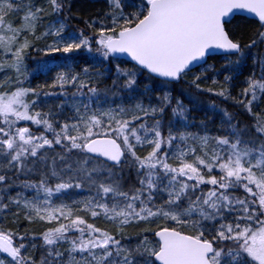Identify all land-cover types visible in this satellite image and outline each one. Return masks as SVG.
Here are the masks:
<instances>
[{
  "label": "snow or ice",
  "instance_id": "1",
  "mask_svg": "<svg viewBox=\"0 0 264 264\" xmlns=\"http://www.w3.org/2000/svg\"><path fill=\"white\" fill-rule=\"evenodd\" d=\"M85 11L0 0V264H264V0Z\"/></svg>",
  "mask_w": 264,
  "mask_h": 264
},
{
  "label": "trees",
  "instance_id": "2",
  "mask_svg": "<svg viewBox=\"0 0 264 264\" xmlns=\"http://www.w3.org/2000/svg\"><path fill=\"white\" fill-rule=\"evenodd\" d=\"M74 2L77 5V7L83 6V8L86 10L84 13L85 16L87 15V12H89V11L95 12L97 9H99L101 7V4H102V0H74ZM71 24L73 27H83V24L79 19H74L71 22ZM59 55L60 54H57V56H59ZM71 56H72V59L69 60L68 63H71L74 66H76V65L82 66L86 60H90V56L88 53H75V54H71ZM42 59H46V57H44L42 53H33V58L28 61V67H29L30 72L36 68V61H39ZM60 62L61 61L59 59H57L55 61H50V63H60ZM117 63H119V61H117ZM209 63H213V61L210 60ZM250 65H251V61L249 60V66ZM217 67H219V61H217ZM54 74H55V69L53 70V72L49 73L47 77L43 74L36 73L33 76L32 84L36 85V84L44 83L46 79L50 80V77L53 76ZM105 83L110 84L111 81L106 80ZM207 83L210 84L211 81L209 80ZM175 87L178 90L179 89H185L186 90L188 86L184 85V84H177V85H175ZM200 99H201V101H203V106L205 108H207L212 102L219 104L221 107H227L228 106L220 98H217L214 95L204 94L200 97ZM185 102L187 103V101H185ZM208 114L211 115V112L209 111ZM203 115H204L203 111L197 113V116H203ZM97 226L104 227L105 225L102 222H98ZM129 231H133V230L130 229Z\"/></svg>",
  "mask_w": 264,
  "mask_h": 264
}]
</instances>
